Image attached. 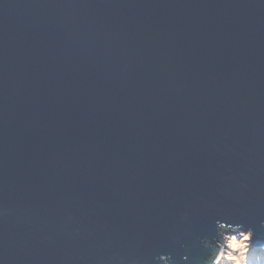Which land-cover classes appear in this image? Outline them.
<instances>
[{
    "label": "water",
    "instance_id": "water-1",
    "mask_svg": "<svg viewBox=\"0 0 264 264\" xmlns=\"http://www.w3.org/2000/svg\"><path fill=\"white\" fill-rule=\"evenodd\" d=\"M218 219L264 245V0H0V262L203 264Z\"/></svg>",
    "mask_w": 264,
    "mask_h": 264
},
{
    "label": "clouds",
    "instance_id": "clouds-1",
    "mask_svg": "<svg viewBox=\"0 0 264 264\" xmlns=\"http://www.w3.org/2000/svg\"><path fill=\"white\" fill-rule=\"evenodd\" d=\"M261 227L264 228V222H261ZM252 238V228L242 230L240 223L216 220L215 234L210 238L203 236L199 241L201 247L207 250L203 264H254V258L264 253V245L253 247ZM181 259L186 260L187 256ZM153 261L154 264H171L172 257L170 254H161L154 256Z\"/></svg>",
    "mask_w": 264,
    "mask_h": 264
},
{
    "label": "rangeland",
    "instance_id": "rangeland-1",
    "mask_svg": "<svg viewBox=\"0 0 264 264\" xmlns=\"http://www.w3.org/2000/svg\"><path fill=\"white\" fill-rule=\"evenodd\" d=\"M243 230V229H242ZM253 245V244H252ZM253 247H255L254 245H253ZM259 248V247H258ZM258 256H261V257H259L258 259H254V261H258V263H261V261L263 260V258H264V253H261V254H259Z\"/></svg>",
    "mask_w": 264,
    "mask_h": 264
},
{
    "label": "trees",
    "instance_id": "trees-1",
    "mask_svg": "<svg viewBox=\"0 0 264 264\" xmlns=\"http://www.w3.org/2000/svg\"><path fill=\"white\" fill-rule=\"evenodd\" d=\"M260 257H261V256H260ZM258 258H259V257H256L255 260L258 259ZM261 263H264V258H263V260L261 261Z\"/></svg>",
    "mask_w": 264,
    "mask_h": 264
},
{
    "label": "bare ground",
    "instance_id": "bare-ground-1",
    "mask_svg": "<svg viewBox=\"0 0 264 264\" xmlns=\"http://www.w3.org/2000/svg\"><path fill=\"white\" fill-rule=\"evenodd\" d=\"M256 248H258V247H256Z\"/></svg>",
    "mask_w": 264,
    "mask_h": 264
}]
</instances>
